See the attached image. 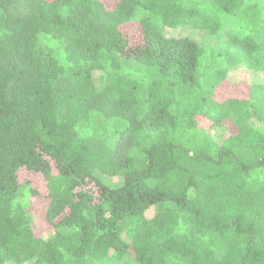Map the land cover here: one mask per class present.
<instances>
[{
    "label": "trees",
    "instance_id": "16d2710c",
    "mask_svg": "<svg viewBox=\"0 0 264 264\" xmlns=\"http://www.w3.org/2000/svg\"><path fill=\"white\" fill-rule=\"evenodd\" d=\"M239 66L264 74V0H0V264H264Z\"/></svg>",
    "mask_w": 264,
    "mask_h": 264
},
{
    "label": "rangeland",
    "instance_id": "374dc122",
    "mask_svg": "<svg viewBox=\"0 0 264 264\" xmlns=\"http://www.w3.org/2000/svg\"><path fill=\"white\" fill-rule=\"evenodd\" d=\"M167 33L170 36L173 35H191V36H198L200 35L196 30L192 29V26L189 25H182L179 28L171 29L167 28ZM228 79L230 82H246V83H252V82H259L264 83V74L256 71L249 70L247 67L239 66L232 68L228 73ZM223 135H227V132L223 129H217L215 130V136L216 137H223ZM101 177L103 180L108 183L109 185H118L121 181L120 177H112L105 174H101ZM155 212L154 208H151L147 211V214L149 216H152ZM54 234V231H47L43 234L44 238L50 237ZM8 264H15V263H8Z\"/></svg>",
    "mask_w": 264,
    "mask_h": 264
}]
</instances>
